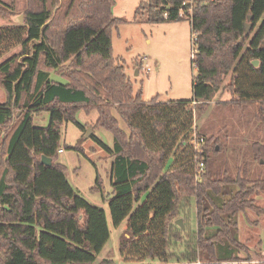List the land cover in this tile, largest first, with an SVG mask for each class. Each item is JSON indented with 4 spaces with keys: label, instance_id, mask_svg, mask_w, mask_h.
<instances>
[{
    "label": "trees",
    "instance_id": "obj_1",
    "mask_svg": "<svg viewBox=\"0 0 264 264\" xmlns=\"http://www.w3.org/2000/svg\"><path fill=\"white\" fill-rule=\"evenodd\" d=\"M25 3L17 11L15 3L0 0V18L17 17L0 25V88L6 93L0 102V264H117L98 260L110 238L105 208L71 185L59 159L68 122L83 130L91 126L90 136L114 157L112 192L104 195L100 176L92 190L109 203L115 227L145 195L136 220L121 235L126 264H153L146 258L177 264L254 260L240 240L238 215L264 212L255 198L264 191V178L235 176L230 165L217 166L219 140L197 131L194 110L228 92L225 104L252 110L264 131V0L139 4L135 22L190 20L196 34L193 98L172 101L160 94L145 99L115 57L112 32L126 22L113 13L116 0ZM135 64L141 70L139 59ZM94 110V123L78 119L79 112ZM43 111L49 123L37 125L34 117ZM96 128L114 135L112 146L94 135ZM82 141L66 147L82 150ZM252 147L257 160H264V142ZM193 204L196 227L190 231L177 219ZM177 242L185 246L181 253L171 248Z\"/></svg>",
    "mask_w": 264,
    "mask_h": 264
},
{
    "label": "rangeland",
    "instance_id": "obj_2",
    "mask_svg": "<svg viewBox=\"0 0 264 264\" xmlns=\"http://www.w3.org/2000/svg\"><path fill=\"white\" fill-rule=\"evenodd\" d=\"M2 1L15 3L17 11H21L26 5V0ZM142 1L145 0H116L113 13L116 17L126 19V22L118 24L112 32L115 57L125 64L135 91L141 88L145 99H150L157 94H160V99L164 101L192 99L193 78L198 71L192 62L195 43L190 20L162 23H149L145 20L135 22L136 9ZM12 21L1 17L0 25L16 23L17 17H13ZM137 59L142 63L141 70L137 68L139 73L135 64ZM5 99L6 93L0 88V102H4ZM229 99H231L230 94L224 92L217 95L203 110L199 105L194 110L197 131L206 136L214 135L219 140L222 150L217 154V166L230 165L235 176L243 173L251 179H257L259 176L264 178V160H257L256 151L252 147L253 143L264 142V131L260 128V123L252 110L244 112L232 108L223 101ZM96 118V110L89 115L83 112L78 114V119L83 124L94 123ZM34 121L37 125H47L49 113L43 111L35 115ZM121 125L124 128L127 126L123 119ZM88 129L89 127L83 130L74 122L64 124L60 141L63 152L59 153V159L67 166V176L71 185L76 187L90 203L98 204L106 210L107 220L110 223V238L98 253V260L112 258L117 264H126L119 250L121 235L128 224L136 220V214L144 204L145 195L139 203H135L134 208L120 226L115 227L112 224L109 203L103 201L102 192H94L92 188L100 176L104 195L108 196L112 192L110 173L114 157L98 143L95 137L90 136L92 132L89 138H86ZM94 135L111 146L114 143V135L107 129L96 128ZM81 139H83L82 150L66 147V145H76ZM174 158L173 156L170 158L168 165L174 162ZM255 198L256 203L264 207V191H259ZM195 215L196 208L193 204L188 215L184 216L185 218L182 217L184 226L187 224L190 231L196 227ZM238 216L240 240L249 246L254 260L211 264H264V212L247 210ZM184 247L183 243L177 242L171 248L181 253ZM152 262L170 264L151 258L145 260V263Z\"/></svg>",
    "mask_w": 264,
    "mask_h": 264
},
{
    "label": "water",
    "instance_id": "obj_3",
    "mask_svg": "<svg viewBox=\"0 0 264 264\" xmlns=\"http://www.w3.org/2000/svg\"><path fill=\"white\" fill-rule=\"evenodd\" d=\"M20 20H22V15H20ZM255 63L257 64L258 61L256 60ZM91 132H93V128L91 126H89V129H88V131L85 134L86 138H89V135H90ZM42 161L45 164H47V165H51L53 163L52 162V158H50V157H48L46 155L43 156ZM177 223L180 224L182 226V228H185L184 221H183V218L182 217H179L177 219Z\"/></svg>",
    "mask_w": 264,
    "mask_h": 264
},
{
    "label": "built area",
    "instance_id": "obj_4",
    "mask_svg": "<svg viewBox=\"0 0 264 264\" xmlns=\"http://www.w3.org/2000/svg\"><path fill=\"white\" fill-rule=\"evenodd\" d=\"M191 11H192V8H190V12H191ZM184 13H185V12L182 10V11H181V14H184ZM166 15H167V14H165V16H166ZM195 38H196V34L193 35V41L195 40ZM201 140L203 141L202 138H201ZM58 151H59V152H62V151H63V148H60ZM153 263H154V264H160V263H157V262H153ZM162 263L177 264L178 262H162ZM193 264H201L200 259L194 261Z\"/></svg>",
    "mask_w": 264,
    "mask_h": 264
},
{
    "label": "crops",
    "instance_id": "obj_5",
    "mask_svg": "<svg viewBox=\"0 0 264 264\" xmlns=\"http://www.w3.org/2000/svg\"><path fill=\"white\" fill-rule=\"evenodd\" d=\"M137 73H139L138 72V69H137ZM57 79H59V80H63L62 78H60V76H58V75H54ZM63 152V151H62ZM60 153V152H59Z\"/></svg>",
    "mask_w": 264,
    "mask_h": 264
}]
</instances>
